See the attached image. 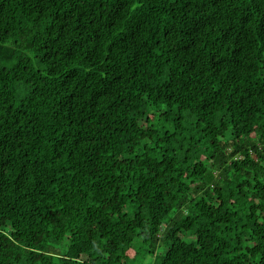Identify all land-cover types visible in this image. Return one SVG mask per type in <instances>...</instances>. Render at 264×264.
<instances>
[{
  "label": "trees",
  "instance_id": "16d2710c",
  "mask_svg": "<svg viewBox=\"0 0 264 264\" xmlns=\"http://www.w3.org/2000/svg\"><path fill=\"white\" fill-rule=\"evenodd\" d=\"M0 264H264V0H0Z\"/></svg>",
  "mask_w": 264,
  "mask_h": 264
},
{
  "label": "rangeland",
  "instance_id": "374dc122",
  "mask_svg": "<svg viewBox=\"0 0 264 264\" xmlns=\"http://www.w3.org/2000/svg\"><path fill=\"white\" fill-rule=\"evenodd\" d=\"M142 249L143 250H145L146 249V246H142ZM134 252H133V250H132V252H131V254H133ZM149 257V256H148Z\"/></svg>",
  "mask_w": 264,
  "mask_h": 264
}]
</instances>
